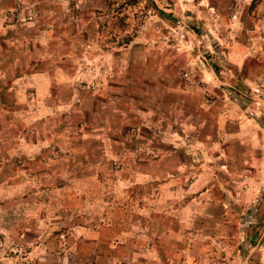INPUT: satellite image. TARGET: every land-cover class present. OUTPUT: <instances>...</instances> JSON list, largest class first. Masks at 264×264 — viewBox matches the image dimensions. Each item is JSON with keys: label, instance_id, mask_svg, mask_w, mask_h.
Returning a JSON list of instances; mask_svg holds the SVG:
<instances>
[{"label": "rangeland", "instance_id": "374dc122", "mask_svg": "<svg viewBox=\"0 0 264 264\" xmlns=\"http://www.w3.org/2000/svg\"><path fill=\"white\" fill-rule=\"evenodd\" d=\"M0 21L86 96L3 101L0 264H264V0H0ZM113 84L180 107L179 135L161 114L95 129L88 92Z\"/></svg>", "mask_w": 264, "mask_h": 264}, {"label": "crops", "instance_id": "0c3cea01", "mask_svg": "<svg viewBox=\"0 0 264 264\" xmlns=\"http://www.w3.org/2000/svg\"><path fill=\"white\" fill-rule=\"evenodd\" d=\"M10 25L11 24L0 21V110H2L3 114L8 112L5 109L9 107V105H6L3 101H10V105L16 104L18 101H36V108L39 110L36 115L38 116H41L40 114H42L41 105L43 102L47 101H61L62 103L60 102L59 106L61 105L60 107L64 108H68V105L73 102V105L80 109L82 103L86 99L85 93L80 91L79 93L73 92V94L70 95L69 92L72 88L66 83L69 77H67L66 72L64 73L61 68H58V65H51V59H42L45 58L47 50L43 51L39 48V44L37 43L39 39L36 36L30 35L27 37L22 36V38L20 36H14L11 33L12 31L9 30ZM47 38H51L50 33H48ZM21 51H24L26 54L28 53L29 59L26 63H22L23 60L20 61L17 57L13 58V53L18 52V54H20ZM46 63H49V67L47 68L45 67ZM62 75H65V77L63 78ZM127 89H129L127 86L125 87L121 84H113L102 91L93 93L88 92V97L90 98L89 102L91 104L94 101L101 103V107H105V113L107 115V119L104 121V126L100 127L97 125L95 129H104L106 131L108 128L107 126L112 122L108 116L112 117L113 120H117L119 119L120 114H123L122 116L124 120L126 116H129V119H131L133 116L137 118L139 115L146 117V115L150 116L152 114L151 116L155 119L154 116L161 114L163 115L162 120L166 118L164 123L166 124L165 129H167L165 134L168 137L167 140L170 142L172 140L170 136L173 134H176L177 136L179 135L177 132L179 127L177 125H173L174 122L178 123V119H175L174 121L173 118L166 116V110L174 109L175 106L169 105L167 102L154 101L152 106L139 108V104L137 103L138 101H129V106L123 107L120 103L123 104L125 102V104H127V101H123L122 99L125 92L128 93V91H126ZM31 91L33 92V97H30ZM62 92L65 94L64 96L60 95ZM130 92L132 93L131 89L129 93ZM30 98H32V100ZM132 102H134V104H132ZM183 107L185 106L183 105ZM91 108L92 113H97L99 111V109L94 106V103L91 105ZM158 108L162 109L161 112L158 111ZM176 108L177 111L180 109V107ZM221 116V118L217 117V121L220 123L225 120V116ZM179 120L183 121L182 124L186 123V120ZM174 126L177 127L174 128ZM193 138L194 137H192V139ZM195 141L199 140L195 139ZM200 152L202 153L203 149H201ZM187 166L188 165L186 163L180 162L176 168L178 170H184ZM146 168L145 175L151 176V170L147 167V165ZM149 180H154V178L147 177L146 181ZM182 180V178H163L162 185L169 186L176 182L179 184ZM241 200H245V192L242 194ZM242 231L245 232V225Z\"/></svg>", "mask_w": 264, "mask_h": 264}]
</instances>
